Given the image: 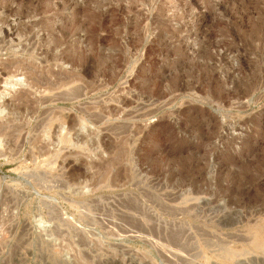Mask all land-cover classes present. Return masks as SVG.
Listing matches in <instances>:
<instances>
[{
  "label": "rangeland",
  "instance_id": "1",
  "mask_svg": "<svg viewBox=\"0 0 264 264\" xmlns=\"http://www.w3.org/2000/svg\"><path fill=\"white\" fill-rule=\"evenodd\" d=\"M0 106V264H264V0H0Z\"/></svg>",
  "mask_w": 264,
  "mask_h": 264
},
{
  "label": "bare ground",
  "instance_id": "2",
  "mask_svg": "<svg viewBox=\"0 0 264 264\" xmlns=\"http://www.w3.org/2000/svg\"><path fill=\"white\" fill-rule=\"evenodd\" d=\"M256 28H262V26L261 25H257L256 26ZM34 81V80H33ZM32 83V82H31ZM34 83V82H33ZM32 85V84H31ZM33 86H35L34 84H33ZM76 89V88H75ZM82 96V95H81ZM19 106H20V104H18ZM12 105H10V103L9 102H7V103H4V107L6 108H8V109H12V107H14V106H12ZM18 106V107H19ZM15 107L16 108H18L16 105H15ZM20 109V108H19ZM15 110V109H14ZM1 111H2V109H1V106H0V115H1ZM20 112V111H19ZM31 112V111H30ZM27 115V114H26ZM2 119V117L0 116V120ZM1 123V122H0ZM39 126V125H38ZM1 127V126H0ZM30 132V131H29ZM29 135V134H28ZM63 140H64V138H63ZM1 141V140H0ZM1 143V142H0ZM23 143V142H22ZM33 152V151H32ZM0 154L3 156L5 153L2 151V150H0ZM15 154H16V152H15ZM257 240H256V243L258 244V245H264V229L262 228V229H258L257 230Z\"/></svg>",
  "mask_w": 264,
  "mask_h": 264
}]
</instances>
